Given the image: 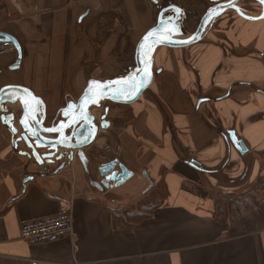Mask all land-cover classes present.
Here are the masks:
<instances>
[{
    "label": "crops",
    "instance_id": "0c3cea01",
    "mask_svg": "<svg viewBox=\"0 0 264 264\" xmlns=\"http://www.w3.org/2000/svg\"><path fill=\"white\" fill-rule=\"evenodd\" d=\"M228 1L0 0V32L21 48L13 70L17 53L0 54V90H29L37 99L30 110L50 127L89 81L134 69L135 48L163 8L179 12L185 40L188 25ZM260 7L239 0L196 44L154 49L149 88L131 105L91 108L93 125L107 108L108 126L84 150L58 151L72 160L39 166L27 158L1 121L13 115L19 136L20 103L0 107V264H264ZM114 160L131 177L104 187L98 169ZM155 189L160 203L133 224L128 211ZM66 201L68 236L37 246L19 239L23 223L54 216Z\"/></svg>",
    "mask_w": 264,
    "mask_h": 264
},
{
    "label": "water",
    "instance_id": "95a60500",
    "mask_svg": "<svg viewBox=\"0 0 264 264\" xmlns=\"http://www.w3.org/2000/svg\"><path fill=\"white\" fill-rule=\"evenodd\" d=\"M261 6V15L259 19L264 18V2L256 0ZM239 0H230L225 3H220L210 9H207L205 14L200 19L198 26L192 36L183 41L170 40L174 36L181 35V25L179 24V12L173 8H163L158 12L157 21L143 38L138 42L134 53V69L126 76L120 79H114L107 82H97L91 80L87 83L84 93L78 98L75 103H69L59 112L60 121L55 120L50 127L39 125L36 118V111L30 110L31 102H37L36 97L31 92L22 87H5L0 90V107L5 104L20 103L21 118L18 125L21 129V134L18 136V129L14 124L13 115L2 116L1 121L4 122L9 129L11 142L13 146L24 143L23 145L29 150L27 158L42 166L49 164L55 154L57 160H72L73 153H58L60 149L78 151L91 144L98 132L97 129H105L108 123L105 121L107 108L104 114L100 116V123L94 124V117L91 113V108H99L102 101H107L116 105H131L136 102L142 93L149 88L152 82L153 70L151 55L157 47L168 49H183L196 44L201 40V35L207 22L220 16L228 9L237 11V3ZM173 12L168 17H163L166 12ZM175 11V12H174ZM246 20H254V18L242 17ZM163 35V37H162ZM167 38V39H165ZM0 43H9L13 46L17 53V61L11 69H16L21 60V48L17 40L12 36L0 32ZM95 82V83H93ZM87 97V101H86ZM85 113L86 118H85ZM49 129H55L49 131ZM86 129L91 130L87 138H83ZM55 137L54 139H46L44 136ZM84 139V141H82ZM16 147V146H15ZM41 151V152H40ZM46 151V152H44ZM43 153H47L46 155ZM118 165V166H117ZM118 170H116V167ZM98 173L104 177L103 186L107 187L106 182H113L115 186H120L131 174L122 165L118 164L117 160L108 162L99 167Z\"/></svg>",
    "mask_w": 264,
    "mask_h": 264
},
{
    "label": "built area",
    "instance_id": "2783aa9c",
    "mask_svg": "<svg viewBox=\"0 0 264 264\" xmlns=\"http://www.w3.org/2000/svg\"><path fill=\"white\" fill-rule=\"evenodd\" d=\"M14 51L9 43H0V54ZM27 175L23 176L26 180ZM71 201L60 206L59 211L51 217L25 222L20 226L19 239L31 246L42 245L52 240L61 239L72 232Z\"/></svg>",
    "mask_w": 264,
    "mask_h": 264
},
{
    "label": "trees",
    "instance_id": "16d2710c",
    "mask_svg": "<svg viewBox=\"0 0 264 264\" xmlns=\"http://www.w3.org/2000/svg\"><path fill=\"white\" fill-rule=\"evenodd\" d=\"M162 8H158L157 10H161ZM158 189L152 190V192L147 195L143 200H141L139 203H137V206L133 209H130L128 211L130 218L133 219L134 222H140L142 219L147 218L151 211L158 206L160 203L157 201L158 196ZM246 205L245 203L242 204V206Z\"/></svg>",
    "mask_w": 264,
    "mask_h": 264
},
{
    "label": "rangeland",
    "instance_id": "374dc122",
    "mask_svg": "<svg viewBox=\"0 0 264 264\" xmlns=\"http://www.w3.org/2000/svg\"><path fill=\"white\" fill-rule=\"evenodd\" d=\"M211 22V21H210ZM196 23H198V22H196ZM196 23H191V25H188L187 26V28L189 29V31H193L192 33H194V31H195V29H196V26H197V24ZM208 25H209V22H207V25H206V28H208ZM154 27V26H153ZM105 104V106H107V108H109V107H112V106H118L119 108H120V106L121 107H123L122 105H116V104H108V103H104ZM113 109H115V107H113L111 110H113ZM227 180H228V178H227ZM227 180H226V183H227ZM243 200V199H242ZM244 201H246V200H244ZM132 221H133V219H131Z\"/></svg>",
    "mask_w": 264,
    "mask_h": 264
},
{
    "label": "flooded vegetation",
    "instance_id": "af4514ba",
    "mask_svg": "<svg viewBox=\"0 0 264 264\" xmlns=\"http://www.w3.org/2000/svg\"><path fill=\"white\" fill-rule=\"evenodd\" d=\"M170 15H172V13L167 12V13L164 14L163 17H168V16H170ZM57 121H60L59 117H58ZM40 152H41V151H40ZM44 152H46V151H44ZM43 154L46 155L47 153H43ZM56 156H58V155L55 154L54 156H52L53 158L50 160L51 162H50L49 164H47V166H49V165H54L55 163H58V162H62V160L58 161V160L56 159V158H57ZM60 165H61V164H60ZM61 168H63V166H59V167H58V169H61Z\"/></svg>",
    "mask_w": 264,
    "mask_h": 264
},
{
    "label": "bare ground",
    "instance_id": "6f19581e",
    "mask_svg": "<svg viewBox=\"0 0 264 264\" xmlns=\"http://www.w3.org/2000/svg\"><path fill=\"white\" fill-rule=\"evenodd\" d=\"M162 37H163V35H162ZM165 39H167V38H165ZM170 40L183 41V40H178V36H174V38H171Z\"/></svg>",
    "mask_w": 264,
    "mask_h": 264
},
{
    "label": "snow or ice",
    "instance_id": "6c2138e0",
    "mask_svg": "<svg viewBox=\"0 0 264 264\" xmlns=\"http://www.w3.org/2000/svg\"><path fill=\"white\" fill-rule=\"evenodd\" d=\"M262 2H264V0H262ZM93 83H95V82H93ZM86 101H87V97H86ZM86 113H85V118H86ZM55 129H49V131H54Z\"/></svg>",
    "mask_w": 264,
    "mask_h": 264
}]
</instances>
